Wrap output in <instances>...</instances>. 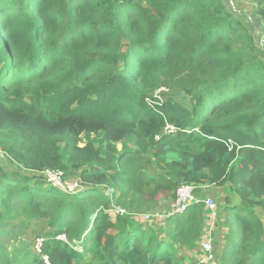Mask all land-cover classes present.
I'll return each instance as SVG.
<instances>
[{
  "label": "trees",
  "instance_id": "16d2710c",
  "mask_svg": "<svg viewBox=\"0 0 264 264\" xmlns=\"http://www.w3.org/2000/svg\"><path fill=\"white\" fill-rule=\"evenodd\" d=\"M252 1L255 31L225 0H0V226L55 227L47 263L0 252V264H183L175 247L201 240V199L164 237L111 204L179 183L228 184L221 261L264 264V0ZM161 86L192 106L158 100ZM46 169L81 189L52 186Z\"/></svg>",
  "mask_w": 264,
  "mask_h": 264
},
{
  "label": "rangeland",
  "instance_id": "374dc122",
  "mask_svg": "<svg viewBox=\"0 0 264 264\" xmlns=\"http://www.w3.org/2000/svg\"><path fill=\"white\" fill-rule=\"evenodd\" d=\"M226 4L232 6L235 10L243 9V20L247 26H249L253 31L259 30L255 24H257L256 15L252 13V6L254 7V2L252 0H225ZM260 33V31H258ZM257 36V34L255 33ZM258 39L260 35H258ZM259 49L262 51L264 56V47L262 44L258 45ZM264 59V58H263ZM164 90L160 92L162 99L173 98L176 102L190 108L192 106V101L190 97L184 94L179 89L172 86H164ZM79 145H83L86 142L87 137L82 136ZM120 149V145H118ZM3 161V160H0ZM149 174H159L157 169H148ZM69 179L67 180L70 182ZM182 184V183H179ZM178 184V185H179ZM177 185V186H178ZM103 191L108 188L101 187ZM111 192L112 190H107ZM195 196L203 201L205 197H211L216 204L217 216L215 218V239L213 242V262L214 264H223L221 261V256L224 250L231 247V235L234 230V223L231 220L229 214V207H232L235 202H238L236 196L230 191L229 185L226 184L222 187H216L210 184H204L200 187L195 188ZM110 196V195H109ZM176 198V188L169 192H159L154 197L145 193L143 196L134 199L128 198L123 203L111 200L112 205L121 206L127 213L124 215L129 220L130 223L141 224L144 226L143 232L148 234L163 236L165 235L167 216L173 212L172 205ZM203 206V221L204 230L202 238L207 231L209 224L212 219L210 216L209 209L206 204ZM150 215L147 218V215ZM184 214V213H183ZM182 215V214H181ZM172 217V215H170ZM176 216V215H175ZM169 217V218H171ZM174 217V216H173ZM18 226L13 228H2L0 226V252L2 254H7L9 257H20L26 255L28 258L33 256L42 257L47 263L45 256H41V249L38 250L37 243L40 239H44L48 232H54L55 227L48 223V220L44 217L31 216L24 217L20 216L14 221ZM220 237L218 238V236ZM233 236L235 238H233ZM232 236V243H236L238 233ZM63 238V235H59ZM230 241V242H229ZM73 247L81 250L82 243H73ZM177 253L181 256L183 264H195V262L200 258L201 251L199 250V242L196 245L190 247L176 246ZM84 264H90L89 261Z\"/></svg>",
  "mask_w": 264,
  "mask_h": 264
},
{
  "label": "built area",
  "instance_id": "2783aa9c",
  "mask_svg": "<svg viewBox=\"0 0 264 264\" xmlns=\"http://www.w3.org/2000/svg\"><path fill=\"white\" fill-rule=\"evenodd\" d=\"M164 88L166 87L161 86L154 93V97H156L160 101L163 100L160 92L164 90ZM166 130H168L169 132H174L175 128L174 126L167 124ZM43 175L45 176V179L48 183H50L54 187H58L64 190L65 192H75L81 189V183L79 179L70 180V182H68L67 180L69 179L64 178L63 172L59 169H46L43 171ZM195 188V186L187 183H183L177 187L176 198L172 205L173 212L170 215H181L185 213L192 204L197 203V201H199V199L195 196ZM203 202L209 209L212 221L209 224V227L205 232L204 237L201 238V240L199 241V250L201 251L202 256L196 261L195 264H214L212 254L214 238L212 230L214 228L215 218L217 216L216 204L214 203L213 199L209 196L205 197L203 199ZM112 209L115 213L121 216L127 213V211L121 206L112 205ZM170 215H168L167 218L171 217ZM149 217L150 215L148 214L147 218ZM58 238L60 237L58 236ZM60 239L65 240L64 236ZM42 241L43 239H40L37 243L38 250L41 249Z\"/></svg>",
  "mask_w": 264,
  "mask_h": 264
},
{
  "label": "crops",
  "instance_id": "0c3cea01",
  "mask_svg": "<svg viewBox=\"0 0 264 264\" xmlns=\"http://www.w3.org/2000/svg\"><path fill=\"white\" fill-rule=\"evenodd\" d=\"M238 202H235L234 204H237ZM214 231H215V225H214V228L212 230V234H213V238L215 239V234H214ZM220 237V235L218 236V238ZM201 256H202V253H201ZM200 256V257H201ZM196 263V262H195Z\"/></svg>",
  "mask_w": 264,
  "mask_h": 264
}]
</instances>
